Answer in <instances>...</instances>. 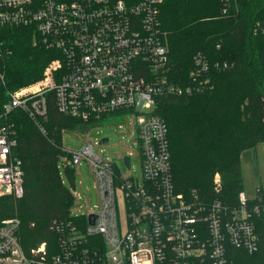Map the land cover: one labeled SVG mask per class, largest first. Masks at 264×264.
Wrapping results in <instances>:
<instances>
[{
  "label": "built area",
  "instance_id": "2783aa9c",
  "mask_svg": "<svg viewBox=\"0 0 264 264\" xmlns=\"http://www.w3.org/2000/svg\"><path fill=\"white\" fill-rule=\"evenodd\" d=\"M162 4L163 0H0V27L32 28L36 43L60 53L40 79L8 94L5 114L19 109L38 125L50 105L84 122L113 114L131 116L143 170V181L123 178L115 161L96 154L88 141L82 150L70 153L64 166L90 163L97 178L98 210L76 216L83 228L73 223L56 226L59 249L53 254L45 243L26 251L18 235L20 220H3L0 264H228L229 244L249 254L258 251L255 220L264 215L263 190L240 192L231 207L176 192L168 127L153 111L160 94H191L201 88L181 89L167 82L168 48L160 38ZM254 32L264 34V21L256 23ZM195 64V79H200L208 66L201 55L195 56ZM16 144L11 126L1 124L0 196L23 195L21 162L12 155ZM133 156H122L124 165L130 158L128 170ZM221 187L216 173L213 189L219 192Z\"/></svg>",
  "mask_w": 264,
  "mask_h": 264
},
{
  "label": "trees",
  "instance_id": "16d2710c",
  "mask_svg": "<svg viewBox=\"0 0 264 264\" xmlns=\"http://www.w3.org/2000/svg\"><path fill=\"white\" fill-rule=\"evenodd\" d=\"M262 21L264 0H163L160 38L168 48L167 82L181 89L201 88L191 94H160L153 111L168 127L177 193L231 207L245 191L241 156L264 143V34L254 32ZM36 39L32 28L0 27V125H10L14 132L12 155L21 162L23 186L20 198L0 196V223L19 219L23 248L45 243L53 254L59 249L56 226H84L71 215L73 194L62 180L60 160L70 154L61 135L64 130L88 131L92 122L61 114L53 105L39 125L19 109L5 114L8 94L40 79L46 65L60 56ZM196 55L208 66L200 77L206 84L195 79ZM216 173L219 192L213 189ZM255 226L258 251L249 254L229 244L228 264H264V215Z\"/></svg>",
  "mask_w": 264,
  "mask_h": 264
},
{
  "label": "rangeland",
  "instance_id": "374dc122",
  "mask_svg": "<svg viewBox=\"0 0 264 264\" xmlns=\"http://www.w3.org/2000/svg\"><path fill=\"white\" fill-rule=\"evenodd\" d=\"M137 128L131 116L113 114L92 123L88 131L64 130L61 135L63 149L70 153L80 151L90 141L94 145V152L103 159L115 161L121 169L123 178L132 176L135 180L143 181L142 160L139 147L136 144ZM106 143L98 146L103 140ZM133 152L132 168H128L122 161V156ZM69 158H61L62 180L69 190L76 196L71 208L72 216L89 215L96 212L100 205V197L96 187L97 178L90 163L86 160L81 165H70L67 170L64 166ZM243 187L248 194H254L257 188L264 192V143L245 151L241 156ZM119 193V192H118ZM123 220V211L120 210Z\"/></svg>",
  "mask_w": 264,
  "mask_h": 264
},
{
  "label": "water",
  "instance_id": "95a60500",
  "mask_svg": "<svg viewBox=\"0 0 264 264\" xmlns=\"http://www.w3.org/2000/svg\"><path fill=\"white\" fill-rule=\"evenodd\" d=\"M107 141H108V139H103V140L101 141V144L106 143ZM125 165H126L127 168L130 167V158H128V157L125 158ZM115 172H116L117 174L120 173V172H119V168H118V166H115ZM92 223H93V222H92Z\"/></svg>",
  "mask_w": 264,
  "mask_h": 264
},
{
  "label": "bare ground",
  "instance_id": "6f19581e",
  "mask_svg": "<svg viewBox=\"0 0 264 264\" xmlns=\"http://www.w3.org/2000/svg\"><path fill=\"white\" fill-rule=\"evenodd\" d=\"M101 143V142H100ZM120 172V171H119Z\"/></svg>",
  "mask_w": 264,
  "mask_h": 264
}]
</instances>
